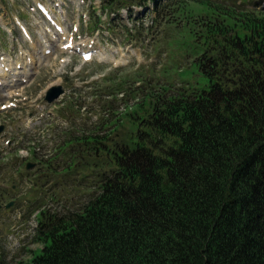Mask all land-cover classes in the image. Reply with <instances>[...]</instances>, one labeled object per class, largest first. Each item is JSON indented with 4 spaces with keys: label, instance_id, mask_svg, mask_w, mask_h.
I'll return each mask as SVG.
<instances>
[{
    "label": "trees",
    "instance_id": "16d2710c",
    "mask_svg": "<svg viewBox=\"0 0 264 264\" xmlns=\"http://www.w3.org/2000/svg\"><path fill=\"white\" fill-rule=\"evenodd\" d=\"M148 1L155 22L173 3H103L132 14ZM197 2L207 11L186 22L205 84L158 93L121 137L107 133L113 119L68 134L58 167L92 171L77 185L90 192L39 211L42 249L19 264H264V11ZM11 191L0 188V203Z\"/></svg>",
    "mask_w": 264,
    "mask_h": 264
},
{
    "label": "rangeland",
    "instance_id": "374dc122",
    "mask_svg": "<svg viewBox=\"0 0 264 264\" xmlns=\"http://www.w3.org/2000/svg\"><path fill=\"white\" fill-rule=\"evenodd\" d=\"M175 1L167 16L155 22L161 11L150 1L147 7L133 6L132 14L126 8L113 14L103 0H0V62L10 59L18 68L28 57L32 62L23 83L11 87L9 78L0 80L5 83L0 86V188H13L15 202L9 210H0V259L5 264L28 263L42 249L36 235L39 211L75 208L90 192L77 185L84 177L93 182L92 171L58 167L66 160L56 155L62 150L58 147L63 144L66 153L71 146L68 134L113 119L107 133L121 137L136 129L131 115L144 116L158 93L205 84L194 66L198 50L191 28L196 27L186 21L204 15L207 8L198 0ZM203 1L264 11V0ZM39 3L58 19L62 33L39 11ZM179 11L182 18L172 21L170 15ZM71 39L84 47L80 45L79 52L54 48ZM44 45L52 51L43 52ZM91 51L92 60L85 62L82 53ZM99 51L108 60L101 61ZM57 84L66 93L49 105L46 93ZM46 160L57 171L39 170ZM27 162L36 168L28 171Z\"/></svg>",
    "mask_w": 264,
    "mask_h": 264
},
{
    "label": "bare ground",
    "instance_id": "6f19581e",
    "mask_svg": "<svg viewBox=\"0 0 264 264\" xmlns=\"http://www.w3.org/2000/svg\"><path fill=\"white\" fill-rule=\"evenodd\" d=\"M47 9V13L46 15H49V9L46 7ZM53 20L55 21L56 23V26L55 28L57 29V27L59 26V21L57 18H53ZM23 28V27H22ZM25 32L27 31V29H25ZM58 34H60L59 32H57ZM66 34V31L64 32V35ZM63 35V34H62ZM27 38H29V32H27ZM69 41L67 43H61L60 45H55L54 48H57L59 50H62V51H70L71 48H77L76 46H69ZM73 44V43H72ZM51 47H48L47 45H44L43 46V52L47 53L48 49H50ZM52 48V49H54ZM52 50H50L51 52ZM87 52H83L82 55L86 54ZM97 54V57H99V59L101 61H106L108 60V56L103 52V51H99ZM4 60V63L3 62H0V64L2 65L1 69H0V80H4V79H10L9 80V84L8 86H11V87H14L20 83H23V81H25V79L23 78H26V76L28 75V71H27V66L32 64L31 62V58L28 57L26 59V62L23 63V66H20V68L17 67V64L13 63L12 60H8V59H5L3 58L2 61ZM1 61V60H0ZM7 62V63H6ZM65 62V61H64ZM16 65V67H15ZM20 69V70H18ZM4 86L5 83L2 81L0 82V86Z\"/></svg>",
    "mask_w": 264,
    "mask_h": 264
},
{
    "label": "water",
    "instance_id": "95a60500",
    "mask_svg": "<svg viewBox=\"0 0 264 264\" xmlns=\"http://www.w3.org/2000/svg\"><path fill=\"white\" fill-rule=\"evenodd\" d=\"M65 94V90L63 89L62 86H54L51 87L45 97V100L48 104H53L54 102H56L57 100H59L63 95ZM3 131V128H0V133ZM35 164L33 163H28L27 164V170H32L33 168H35ZM15 205V202H12L8 205H6L5 207H3L0 204V210L1 209H5V210H9L10 208H12Z\"/></svg>",
    "mask_w": 264,
    "mask_h": 264
}]
</instances>
